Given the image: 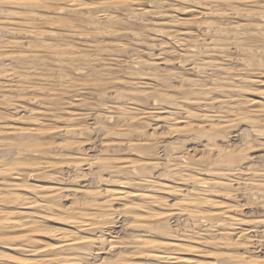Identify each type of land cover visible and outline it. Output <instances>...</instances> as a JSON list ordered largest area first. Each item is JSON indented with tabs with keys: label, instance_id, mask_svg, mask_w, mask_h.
Segmentation results:
<instances>
[{
	"label": "rangeland",
	"instance_id": "rangeland-1",
	"mask_svg": "<svg viewBox=\"0 0 264 264\" xmlns=\"http://www.w3.org/2000/svg\"><path fill=\"white\" fill-rule=\"evenodd\" d=\"M104 1L110 5L101 8L104 13L99 8V13L94 7ZM0 2V167L8 166L0 174V190L7 191L0 201V264H42L51 259L58 264L60 255L71 259L60 264H118L124 260V264H168L150 258L156 254L150 248L136 247L141 240L178 242L180 250L173 254L176 264H230L244 257V262L236 264L264 262V0ZM72 2L85 6L71 7ZM13 31L20 34L15 32V36ZM32 32H40V39ZM53 46L69 47L65 51L68 58L51 53ZM74 56L78 63L69 62ZM8 72L17 74L11 84L5 78ZM20 75L30 83H17ZM118 104L126 109L121 110L124 113ZM68 127H76L78 133L66 134ZM235 167L240 172L235 170L231 179L220 175ZM197 181L205 183H200L204 189ZM110 191L129 195L113 202V211L100 210L95 205L108 199ZM50 194L55 198H49ZM180 202L184 203L182 213L178 212L181 216L168 218ZM124 206L133 208L129 209L131 216L120 214ZM231 219L242 225L232 224ZM6 220L26 228L10 231L3 228ZM82 220L96 226L80 228L76 223ZM166 230L172 234L168 236ZM102 234L104 240L101 237L99 242ZM74 239L95 244L87 247L79 242L71 246L75 250L60 253L55 249L61 241ZM110 239L113 243L119 240L123 247ZM246 239L253 243L246 244Z\"/></svg>",
	"mask_w": 264,
	"mask_h": 264
},
{
	"label": "bare ground",
	"instance_id": "bare-ground-1",
	"mask_svg": "<svg viewBox=\"0 0 264 264\" xmlns=\"http://www.w3.org/2000/svg\"><path fill=\"white\" fill-rule=\"evenodd\" d=\"M92 1V0H91ZM98 1H102V0H98ZM107 1H109V0H107ZM195 1V0H194ZM199 1V0H198ZM197 0H196V2H198ZM215 1V0H214ZM105 2V1H104ZM208 2V1H207ZM1 3V2H0ZM107 3H109V4H107ZM199 3V2H198ZM8 4V3H7ZM27 4V3H26ZM37 4H38V1H37ZM36 4V5H37ZM72 4H74L73 6H71V7H75V8H79V7H84L85 5L84 4H78V2H72ZM264 4V3H263ZM3 5V4H2ZM2 5H1V7H2ZM5 5V4H4ZM23 5H25V4H23ZM30 5V4H29ZM42 5V4H41ZM40 5V6H41ZM70 5H71V3H70ZM93 5V4H92ZM105 5H107V6H109L110 5V2H105V3H97V5H95V7H94V9L96 10V11H98L99 13H100V10H101V8H104L105 9ZM113 5V4H112ZM115 5V4H114ZM217 5V4H216ZM43 6V5H42ZM206 6V5H205ZM215 6V5H214ZM254 6V5H253ZM54 7V6H53ZM70 7V8H71ZM91 7V6H90ZM262 7V6H261ZM32 8V7H31ZM36 8H39L38 6L36 7ZM42 8V7H41ZM68 8V7H67ZM100 8V10H98ZM208 8H209V6H208ZM214 8V7H213ZM222 8V7H221ZM1 9V8H0ZM3 9V8H2ZM33 9H35V8H33ZM50 9H52L51 7H50ZM73 9V8H72ZM37 10V9H36ZM53 10V9H52ZM63 10V9H62ZM80 10V9H79ZM88 10V9H87ZM92 10V9H91ZM106 10V9H105ZM105 10H103V11H105ZM211 10V9H210ZM214 10V9H213ZM83 11V10H82ZM93 11V10H92ZM102 11V10H101ZM102 11V12H103ZM135 11V10H134ZM218 11H219V9H218ZM3 12V11H2ZM78 12V11H77ZM93 12H95V11H93ZM107 12H108V10H107ZM211 12V11H210ZM221 12V11H220ZM81 13V12H80ZM90 13V12H89ZM92 13V12H91ZM104 13V12H103ZM140 13H143V12H140ZM139 13V14H140ZM213 13V12H212ZM249 13V12H248ZM11 14V13H10ZM83 14V13H82ZM107 14V13H106ZM111 14H113V13H111ZM259 14V13H258ZM7 15V14H6ZM29 15V14H28ZM34 15V14H33ZM36 15V14H35ZM34 15V16H35ZM76 15V14H75ZM89 15V14H88ZM87 15V16H88ZM101 15V14H100ZM141 15V14H140ZM8 16V15H7ZM85 16V15H84ZM94 16V15H93ZM264 16V15H263ZM95 17V16H94ZM97 17V16H96ZM95 17V18H96ZM104 17H108V16H104ZM111 17H113V16H111ZM42 18V17H41ZM91 18V17H90ZM101 18V17H100ZM9 19V18H8ZM40 19V18H39ZM97 19V18H96ZM113 19V18H112ZM6 20V19H5ZM43 20V19H42ZM41 19H40V21H42ZM117 20V19H116ZM94 21V20H93ZM1 24H4V23H1ZM50 24V23H49ZM70 26V25H69ZM92 26H93V23H92ZM95 26V25H94ZM61 28V27H60ZM70 28H71V26H70ZM209 28V27H208ZM2 29V28H1ZM64 29H66V28H64ZM210 30V29H209ZM11 31V30H10ZM18 31V30H17ZM17 31H15V32H17ZM69 31V30H68ZM70 31H72V28H71V30ZM96 31V30H95ZM14 32V31H13ZM15 32H14V35H15ZM45 32V31H44ZM208 32V31H207ZM216 32V31H215ZM17 33H19V32H17ZM33 34H34V37H35V39H40V37H41V33L39 32V33H36V32H32ZM99 33V32H98ZM9 34V33H8ZM20 34V33H19ZM22 34V33H21ZM26 34V33H25ZM32 34V35H33ZM45 34V33H44ZM84 34V33H83ZM13 35V34H12ZM29 35V34H28ZM46 35V34H45ZM50 35V34H49ZM52 35H54V34H52ZM51 35V36H52ZM89 35V34H88ZM16 36V35H15ZM24 36V35H23ZM57 36V35H56ZM77 36V35H76ZM82 36V35H81ZM81 36L79 37V38H81ZM26 37V36H25ZM31 37V36H30ZM55 37V36H54ZM69 37V36H68ZM58 38V37H57ZM82 38H84V37H82ZM74 39V38H73ZM25 40V39H24ZM31 40V39H30ZM30 40H28V41H30ZM58 40V39H57ZM71 40V39H70ZM180 40V39H179ZM206 41V40H205ZM78 42V41H77ZM180 42H183V41H180ZM19 44V43H18ZM24 44V43H23ZM45 44V43H44ZM184 44V43H183ZM22 45V44H21ZM53 45V44H52ZM182 45V44H181ZM56 46V45H55ZM67 46H69V44L67 45ZM64 47H66V46H64ZM45 48V47H44ZM52 48H54V50H53V52L51 51V53H53V54H55V55H57V56H62V55H64V54H66V52L70 49L69 47H67V48H65V49H63V47H57V48H55L54 46L52 47ZM51 48V49H52ZM97 48V47H96ZM243 48H245V47H243ZM18 49V48H17ZM21 49V48H20ZM50 49V50H51ZM72 49H73V46H72ZM248 49V48H247ZM47 50V49H46ZM126 50V49H125ZM194 50V49H193ZM24 51H26V50H24ZM28 51V50H27ZM58 51V53H55V52H57ZM66 51V52H65ZM102 51V50H101ZM100 51V52H101ZM104 52V51H103ZM105 52H107V50L105 51ZM47 53V52H46ZM108 53H110V52H108ZM26 54V53H25ZM53 54H52V56H53ZM73 54V53H72ZM75 55H76V53H74ZM79 54V53H78ZM101 54V53H100ZM104 53H102V55H103ZM21 55V54H20ZM31 55V54H30ZM67 55V54H66ZM98 55V54H97ZM32 56V55H31ZM50 56H51V54H50ZM68 56L69 55H67V58H68ZM70 56H73V55H70ZM105 56H106V54H105ZM12 57V56H11ZM14 57V56H13ZM17 57V56H16ZM21 57V56H20ZM26 57V56H25ZM24 57V58H25ZM33 57V56H32ZM76 56H74V59L72 58V57H70L69 59H72L73 61H69V62H75V63H78L76 60H78V59H76L75 58ZM78 57V56H77ZM102 57V56H101ZM110 57V56H109ZM7 58V57H6ZM53 58H54V56H53ZM82 58V57H81ZM87 58H89V56L87 57ZM11 59V58H10ZM14 59H15V57H14ZM28 59V61H29V57L27 58ZM33 59L35 60V58L33 57ZM76 59V60H75ZM100 59V58H99ZM102 59V58H101ZM105 59V58H104ZM13 60V59H12ZM22 60V59H21ZM24 60V59H23ZM23 60L21 61V62H23ZM59 60H60V57H59ZM65 60V59H64ZM75 60V61H74ZM82 60V59H81ZM87 60V59H86ZM95 60V59H94ZM97 61L96 62H98V59H96ZM2 62H3V60H1ZM0 61V62H1ZM26 61V60H25ZM24 61V62H25ZM28 61H26V63L28 64L29 62ZM54 62H55V59L53 60ZM67 61H68V59H67ZM5 62V61H4ZM20 62V61H19ZM21 62H20V65H21ZM31 62V61H30ZM56 62H57V64H58V61L56 60ZM104 62V61H103ZM31 63H34V61L33 62H31ZM66 62H64V64H65ZM71 63H68L67 62V64H68V66H69V64L71 65ZM156 63V62H155ZM4 64V63H3ZM17 64H19V63H17ZM27 64H25L24 65V63L22 64V66L24 65V67H28L27 66ZM30 64V63H29ZM28 64V65H29ZM61 64H62V62H61ZM74 64V63H73ZM89 64V63H88ZM213 64V63H212ZM37 65V64H36ZM59 65V64H58ZM66 65V64H65ZM99 66H100V63L98 64ZM105 65V64H104ZM155 65V64H154ZM30 66V65H29ZM43 66V65H42ZM63 66V65H62ZM81 66V65H80ZM79 66V67H80ZM90 66V65H89ZM107 66V65H106ZM70 67V66H69ZM85 67V66H84ZM108 67V66H107ZM153 67V66H152ZM195 67V66H194ZM36 68V67H35ZM5 69H7V68H5ZM4 69V70H5ZM30 69H32L31 71L33 72L35 69H33V68H30ZM37 69V68H36ZM56 69V68H55ZM110 69V68H109ZM216 69V68H215ZM25 70V69H24ZM76 70H78V71H80V69L79 68H77ZM25 71H29V70H25ZM54 70H52V72H53ZM63 71V70H62ZM150 71V70H149ZM7 72V71H6ZM36 72H37V70H36ZM48 72V71H47ZM74 72V71H73ZM104 72H105V70H104ZM104 72H102V73H104ZM154 72V71H153ZM90 73V72H89ZM106 73V72H105ZM227 73V72H226ZM232 73V72H231ZM4 74V73H3ZM71 74V73H70ZM237 74V73H236ZM239 74V73H238ZM16 73H11V72H8V73H6V75H5V78H7V80L6 81H8V82H10V84L12 83V82H14L15 81V79H16ZM62 75V74H61ZM60 75V76H61ZM65 75V74H64ZM102 75V74H101ZM107 75V74H106ZM242 75V74H241ZM241 75L239 74V76H240V78H241ZM21 76V75H20ZM63 76V75H62ZM68 76V75H67ZM175 76V75H174ZM223 76H225V75H223ZM228 76V75H227ZM18 78H20L19 76H17ZM26 77V76H25ZM69 77V76H68ZM67 77V78H68ZM101 76H99V78H100ZM103 77V76H102ZM156 77V76H155ZM231 77H233V75L231 76ZM238 77V76H237ZM17 78V79H18ZM21 78L22 79H18L17 81V83H20L21 85H28V80H25V78L24 77H22L21 76ZM50 78H51V75H50ZM60 78H62V77H60ZM71 78V77H70ZM233 78H235V77H233ZM26 79H27V77H26ZM37 79V78H36ZM69 79V78H68ZM73 79V78H72ZM106 79V78H105ZM159 79V78H158ZM226 79V78H225ZM37 80H39V79H37ZM36 80V81H37ZM49 80H51V79H49ZM64 80V79H63ZM71 80V79H70ZM172 80V79H171ZM184 80H186V79H184ZM223 80V79H222ZM28 81V82H27ZM44 81V80H43ZM42 81V82H43ZM54 81V80H53ZM56 81V80H55ZM62 81V80H61ZM101 81V80H100ZM106 81V80H105ZM160 81V80H159ZM187 81H189V80H187ZM228 82L229 81H231V80H227ZM7 82V83H8ZM51 82V81H50ZM182 82H183V80H182ZM226 82V81H225ZM30 83V82H29ZM33 82H32V80H31V84H32ZM47 83V82H46ZM69 83H70V81H69ZM76 83V82H75ZM181 83V82H180ZM185 83V82H184ZM227 83V82H226ZM74 84V83H73ZM182 84V83H181ZM187 84V83H186ZM189 84V83H188ZM262 84V83H261ZM61 85H62V83H61ZM78 85V84H77ZM97 85V84H96ZM190 85V84H189ZM19 86V85H18ZM54 86V85H53ZM91 86V85H90ZM94 86V85H93ZM131 86V85H130ZM133 86V85H132ZM33 87H36V86H33ZM50 87V86H49ZM65 87V86H64ZM98 87V86H97ZM183 87H185L184 85L182 86V88ZM204 88V87H203ZM207 88V87H206ZM210 87H208V89H209ZM214 88H216V87H214ZM53 89H55V88H53ZM96 89V88H95ZM122 89V88H121ZM202 89V88H201ZM208 89H207V92H208ZM212 89V88H211ZM210 89V90H211ZM70 90V89H69ZM183 90V89H182ZM203 90V89H202ZM209 90V91H210ZM121 91H123V90H121ZM212 91H213V89H212ZM205 93L206 94V96H208V94L209 93ZM260 92H262V90L260 91ZM264 92V91H263ZM103 93V92H102ZM101 93V94H102ZM116 93V92H115ZM153 93H155V92H153ZM213 93V92H212ZM104 94V93H103ZM197 94V93H196ZM204 93H203V95H205ZM210 94H211V92H210ZM261 94V93H260ZM56 95V94H55ZM58 95V94H57ZM117 95V94H116ZM258 95V94H257ZM264 95V94H263ZM35 96H37V94L35 95ZM60 96V95H59ZM64 96V95H63ZM119 96H121V95H119ZM159 96V95H158ZM261 96V95H260ZM58 97V96H57ZM61 97V96H60ZM115 97V96H114ZM128 97H129V95H128ZM79 98V97H78ZM167 98V97H166ZM165 98V99H166ZM56 99V98H55ZM83 99V98H82ZM117 100V99H116ZM124 100V99H123ZM222 101V100H221ZM224 102V101H223ZM36 103V102H35ZM219 103H222V102H219ZM66 104V103H65ZM114 105V104H113ZM116 105V104H115ZM51 106V105H50ZM53 106H55V105H53ZM64 106V105H63ZM118 106V110L119 111H121V110H123L124 108H119V104L117 105ZM57 107V106H56ZM260 107V106H259ZM259 107H256V108H259ZM15 109V108H14ZM159 109V108H158ZM260 109V108H259ZM23 110H24V108H23ZM126 109H124V111H125ZM231 110V109H230ZM229 110V111H230ZM234 110V109H233ZM261 110H262V108H261ZM260 110V111H261ZM236 111V110H235ZM234 111V112H235ZM240 111V110H239ZM257 111V110H256ZM17 112V111H16ZM35 112V111H34ZM54 112V111H53ZM121 112H123V111H121ZM173 112V111H172ZM177 112V111H176ZM31 113V112H30ZM124 113V112H123ZM217 113V112H216ZM215 113V114H216ZM225 113H226V111H225ZM228 113H231V112H228ZM233 113V112H232ZM45 114V113H44ZM171 114V113H170ZM175 114V113H174ZM208 114V113H207ZM209 114H210V112H209ZM219 114V113H218ZM227 114V113H226ZM237 114V113H236ZM259 114V113H258ZM33 115V114H32ZM31 115V116H32ZM41 115V114H40ZM188 115V114H187ZM214 115V114H213ZM233 115V114H232ZM238 115V114H237ZM252 115V114H251ZM31 116H29V117H31ZM38 116V115H37ZM189 116V115H188ZM197 116H199V115H197ZM197 116H196V118H197ZM257 116H260V115H257ZM34 117V116H33ZM168 117V116H167ZM174 117V116H173ZM173 117H171L170 116V118H173ZM194 117V116H193ZM193 117H191V118H193ZM200 117V116H199ZM241 118H242V116H240ZM262 117V116H261ZM76 118H77V116H76ZM170 118L168 119V120H170ZM177 118V117H176ZM202 118H204V117H202ZM216 118V117H215ZM219 118V117H218ZM246 118V117H245ZM255 118V117H254ZM36 119V118H35ZM173 119H175V118H173ZM221 119V118H220ZM11 120V119H10ZM17 120V119H16ZM29 120V119H28ZM177 120V119H176ZM192 120V119H191ZM201 120V119H200ZM213 120V119H212ZM223 120H225V119H223ZM229 120V119H228ZM37 121V120H36ZM70 121V120H69ZM71 121H73V120H71ZM190 121V120H189ZM242 121V120H241ZM244 121V120H243ZM250 121V120H249ZM248 121V122H249ZM174 122V121H173ZM192 122V121H191ZM204 122V121H203ZM235 122V121H234ZM238 122V121H237ZM246 122V121H245ZM254 122V121H253ZM259 122V121H258ZM264 121H262V123H263ZM175 123V122H174ZM196 123V122H195ZM212 123V122H211ZM233 123V122H232ZM242 123V122H241ZM190 124V123H189ZM175 125V124H174ZM201 125V124H200ZM212 125V124H211ZM210 125V126H211ZM252 125H254V124H252ZM68 126H70V124L68 125ZM73 126V125H72ZM80 126V125H79ZM206 126V125H205ZM71 127V126H70ZM202 127V126H201ZM69 128V127H68ZM176 128H177V126H176ZM213 128H215V127H213ZM254 128V127H253ZM257 128V127H256ZM23 129V128H22ZM37 129V128H36ZM205 129H207L206 127H205ZM255 129V128H254ZM173 130V129H172ZM214 130V129H213ZM220 130V129H219ZM256 130V129H255ZM258 130V129H257ZM15 131V130H14ZM22 131V130H21ZM29 131V130H28ZM38 131V130H37ZM37 131H31L30 133L31 134H33L34 136H35V134L37 135ZM42 131V130H41ZM64 131H66L67 133L66 134H71V135H74V134H77L78 133V130H77V128L75 127L74 129L72 128V129H64ZM79 131H80V128H79ZM170 131H171V128H170ZM202 131V130H201ZM200 131V132H201ZM208 131V130H207ZM16 132H18V130L16 131ZM34 132H35V134H34ZM47 132V131H46ZM82 132V131H81ZM186 132H188L187 130H186ZM204 132V131H203ZM209 132V131H208ZM211 132V131H210ZM228 132V131H227ZM255 132V131H254ZM257 132V131H256ZM15 133V132H14ZM39 133H40V130H39V132H38V135H39ZM43 133H44V131H43ZM73 133V134H72ZM205 133H207V132H204V134ZM216 133V132H215ZM18 134H20V133H18ZM23 134H25V132L23 133ZM28 134V133H27ZM81 134V133H80ZM83 134V133H82ZM258 134V133H257ZM14 135V134H13ZM21 135V134H20ZM29 135V134H28ZM37 135V136H38ZM79 135V134H78ZM78 135H75V136H78ZM201 135V134H200ZM211 135V134H210ZM259 135H262V134H259ZM68 136H70V135H68ZM114 136V135H113ZM191 136V135H190ZM205 136V135H204ZM204 136H202V137H204ZM207 136H208V134H207ZM207 136H205V137H207ZM224 136V135H223ZM257 136V135H256ZM136 137V136H135ZM192 137V136H191ZM201 137V136H200ZM222 137V136H221ZM7 138V137H6ZM19 138V137H18ZM25 138V137H24ZM23 137H22V139H24ZM32 138V137H31ZM82 138V137H81ZM195 138V137H194ZM212 138H213V135H212ZM65 139H66V137H65ZM198 139V138H197ZM210 139V138H209ZM1 140V139H0ZM27 140V139H26ZM30 140V139H29ZM201 141H202V139H200ZM206 140V139H205ZM211 140V139H210ZM203 141H204V139H203ZM202 141V142H203ZM213 141H215V140H213ZM1 142V141H0ZM4 142V141H3ZM64 142H66L65 140H64ZM207 142H208V140H207ZM5 143V142H4ZM23 143H26V142H23ZM28 143V142H27ZM67 143V142H66ZM2 144V143H1ZM22 144V143H21ZM30 144V143H29ZM148 144H150V143H148ZM208 144V143H207ZM72 145V144H71ZM209 145V144H208ZM208 145L206 146L207 148H208ZM211 145V144H210ZM209 145V146H210ZM1 146V145H0ZM26 146H27V144H26ZM37 146H38V144H37ZM59 146V145H58ZM63 146V145H62ZM151 146V145H150ZM204 146V145H203ZM46 147V146H45ZM60 147V146H59ZM205 147V148H206ZM22 148H23V146H22ZM29 148V147H28ZM203 148V147H202ZM204 148V149H205ZM206 148V149H207ZM210 148V147H209ZM4 149V148H3ZM17 149V148H16ZM64 149V148H63ZM67 149V148H66ZM212 149L214 150V148L212 147ZM5 150V149H4ZM210 150V149H209ZM208 150V151H209ZM212 150V151H213ZM1 151V150H0ZM204 151V150H203ZM206 151V150H205ZM217 151V150H216ZM4 152V151H3ZM24 152V151H23ZM219 152V151H218ZM220 152H221V150H220ZM224 151H222V153H223ZM226 153V152H225ZM228 153V152H227ZM233 153V152H232ZM27 154V153H26ZM236 154V153H235ZM46 154H44V156H45ZM211 155V154H210ZM223 155V154H222ZM225 155V154H224ZM50 156V155H49ZM227 156V155H226ZM234 156V155H233ZM218 157V156H217ZM237 157V156H236ZM219 158V157H218ZM232 158V157H231ZM26 159V158H25ZM214 159V158H213ZM220 159V158H219ZM227 159H229V158H227ZM234 159H235V157H234ZM34 160V159H33ZM185 160V159H184ZM218 160V159H217ZM226 160V159H225ZM224 160V161H225ZM211 161H212V158H211ZM221 161H223L222 159H221ZM228 161V160H227ZM215 163V162H214ZM224 163V162H223ZM223 163H220V166L222 165H224ZM228 163V162H227ZM230 164H235V163H232V161H230L229 162ZM187 164V163H186ZM213 164V163H212ZM6 165V164H5ZM31 165V164H30ZM29 165V166H30ZM158 165V164H157ZM219 165V164H218ZM227 165V164H226ZM0 166H2V165H0ZM9 166H11V165H9ZM149 166V165H148ZM155 166V165H154ZM215 166H216V164H215ZM231 166V165H230ZM230 166H228V167H230ZM235 166H236V164H235ZM239 166V165H238ZM6 166H4V167H0V174H2V173H6L7 172V167L5 168ZM171 167H174V166H171ZM224 167H225V165H224ZM231 167H233L234 168V166H231ZM131 168V167H130ZM155 168V167H154ZM221 168V167H220ZM233 168H229L230 169V171H228V169L225 171V173H222V174H220V175H222V176H225V177H229V176H232L234 173H236V171L235 170H238L239 171V169H237L238 167H235L236 169H233ZM242 168V167H241ZM128 169V168H127ZM170 169H173V168H170ZM243 169V168H242ZM9 171V170H8ZM12 171V170H11ZM171 171V170H170ZM13 172V171H12ZM172 172H173V170H172ZM240 172V171H239ZM263 172V171H262ZM16 173V172H15ZM136 173H137V171H136ZM168 173H170L169 172V167H168ZM256 174L258 173V172H255ZM17 174V173H16ZM124 174V173H123ZM238 174V173H237ZM244 174V173H243ZM259 174V173H258ZM122 175V174H121ZM170 175H171V173H170ZM169 174H168V176H170ZM218 175V174H217ZM255 175V174H254ZM2 176V175H1ZM8 176H10V175H8ZM7 176V177H8ZM11 176H13V175H11ZM238 177V176H237ZM262 177V176H261ZM171 178V177H170ZM218 178H220V177H218ZM226 178V179H227ZM239 178V177H238ZM242 178H243V176H242ZM252 178V177H251ZM3 179H4V177H3ZM192 179V178H191ZM214 179V178H213ZM225 179V178H224ZM229 179H231L230 177H229ZM249 179V178H248ZM146 180V179H145ZM182 180V179H181ZM189 181H190V179H188ZM187 180V181H188ZM194 180V179H193ZM198 180V179H197ZM216 180V179H215ZM247 180V179H246ZM251 180V179H250ZM255 180H257V179H255ZM254 180V181H255ZM133 181V180H132ZM147 181V180H146ZM196 181V179L194 180V182ZM219 181V180H218ZM136 182V181H135ZM142 182L143 183H145L144 182V180H142ZM142 182H140V184L142 183ZM148 182V181H147ZM145 183V184H148V183ZM184 182V181H183ZM191 182V181H190ZM197 182H199L198 184H200L201 182L200 181H197ZM202 182H204V181H202ZM211 182V181H210ZM228 182V181H227ZM247 182V181H246ZM245 182V183H246ZM249 182H251V181H248V183ZM253 182V181H252ZM251 182V183H252ZM2 183V182H1ZM13 183V182H12ZM150 183V182H149ZM243 183V182H242ZM7 184V183H6ZM10 184V183H9ZM123 184V183H122ZM126 184V183H125ZM125 184H123V185H125ZM144 184V185H145ZM195 184V183H194ZM197 184V183H196ZM201 184H205V183H201ZM199 185V186H201L202 188H203V185ZM222 184V183H221ZM221 184H218V183H215L214 185H221ZM253 184V183H252ZM263 184V183H262ZM2 185H3V183H2ZM160 185V184H159ZM249 185H251V184H249ZM17 186V185H16ZM227 186H231V185H227ZM233 186V185H232ZM245 186V185H244ZM258 186V188H259V185H257ZM4 187V186H3ZM13 187V186H12ZM156 187V186H155ZM154 187V188H155ZM214 187V186H213ZM248 187V186H247ZM261 187V186H260ZM5 188V187H4ZM3 188V189H4ZM11 188V187H10ZM18 189H19V187H17ZM16 188V189H17ZM21 188V187H20ZM149 188V187H148ZM169 188V187H168ZM165 189V190H169V189ZM189 188V187H188ZM195 188H196V186H195ZM197 188H199V187H197ZM201 188V190L200 191H202L203 192V189ZM237 188V187H236ZM241 187H239V188H237V189H240ZM243 188V187H242ZM7 190H8V187L6 188ZM11 189H13V188H11ZM193 189H194V187H193ZM200 189V188H199ZM223 189V188H222ZM229 189V188H228ZM233 189V188H232ZM231 189V190H232ZM251 189H253V188H251ZM10 190V189H9ZM163 190V189H162ZM164 190V191H165ZM210 190V189H209ZM215 190H216V188H215ZM236 189H234V191H235ZM244 190V189H243ZM246 190H247V188H246ZM245 190V191H246ZM248 190H249V188H248ZM259 190V189H258ZM211 191V190H210ZM240 191H241V189H240ZM253 191V190H252ZM255 191V190H254ZM260 191V190H259ZM258 191V192H259ZM5 192H7V191H4L3 192V190H0V201L2 200V198H3V196L5 197ZM121 192V191H120ZM119 191L118 192H113V193H111V191L109 192V195L110 196H108V199L106 198V200L105 201H102V203H97L95 206L97 207V208H99L100 210L102 209H109V208H111L112 209V207H111V205H112V203L113 202H121V201H124L126 198H127V196L129 195H127L126 194V192H124V193H120ZM193 193H194V190L192 191ZM212 192V191H211ZM215 192H217V191H215ZM241 192H243V191H241ZM248 192V191H247ZM8 193L10 194V192L8 191ZM105 193H107V192H105ZM142 193H144V192H142ZM173 193V192H172ZM204 193H206L205 192V190H204ZM208 193V192H207ZM210 193V192H209ZM236 193V192H235ZM262 193V192H261ZM8 194V195H9ZM89 194V193H88ZM103 194V193H102ZM199 194V193H198ZM237 194V193H236ZM246 194V193H245ZM257 194V193H256ZM7 195V194H6ZM12 195V194H11ZM49 195V194H48ZM104 195V194H103ZM102 195V196H103ZM188 195V194H187ZM186 195V196H187ZM208 195V194H207ZM228 195V194H227ZM99 196H100V194H99ZM102 196H100L101 198H102ZM237 196V195H236ZM254 196V195H253ZM259 196H261V195H259ZM17 197V196H16ZM54 197V195H51L50 194V197L49 198H53ZM140 197V196H139ZM197 197V196H196ZM203 197V196H202ZM249 197H251V196H249ZM258 197V196H257ZM18 198H21V196L19 197L18 196ZM55 198V197H54ZM190 198V197H189ZM256 198V197H255ZM255 198H254V200H255ZM153 199V198H152ZM183 199H184V197H183ZM234 199V198H233ZM257 199V198H256ZM14 200V199H13ZM18 200V199H17ZM21 200V199H20ZM19 200V201H20ZM52 200V199H51ZM148 200V199H147ZM153 200H155V199H153ZM203 200V199H202ZM202 200L200 199V202H202ZM253 200V199H252ZM260 200V199H259ZM9 201V200H8ZM48 201V200H47ZM187 200H183V202H186ZM188 201H190L193 205H197V203H199V200L197 201V203H195V201H196V198H195V201L193 202L192 200H188ZM203 201H205V200H203ZM208 201V200H207ZM251 201V200H250ZM25 202H27V201H25ZM24 202V203H25ZM55 202V201H54ZM56 202H58V200L56 201ZM150 202V201H149ZM153 202V201H152ZM156 202H158V201H156ZM163 202V201H162ZM206 202V201H205ZM205 202H203V203H205ZM253 202V201H252ZM254 202H256V201H254ZM258 202V201H257ZM14 203V202H13ZM16 203H18V202H15V204ZM128 203V202H127ZM189 203V202H188ZM190 203V204H191ZM202 203V204H203ZM208 203H211L212 204V202H207L206 204H208ZM19 204H20V206H22L23 207V205L24 204H22L21 205V202H19ZM28 204V203H27ZM38 204V203H37ZM55 204H57V203H55ZM124 204V203H123ZM155 204V203H154ZM157 204V203H156ZM183 204L184 203H181L180 202V204L178 205L177 204V206H179V209H177V211H176V213L175 212H173L174 214H168V218H169V216H170V218L172 217L173 218V216H175V215H179V213L178 212H181V211H183ZM253 204V203H252ZM261 204V203H260ZM263 204V203H262ZM16 205H18V204H16ZM26 205V204H25ZM29 205H31V203L29 204ZM28 205V206H29ZM44 205H46V204H44ZM137 205V204H136ZM185 205H186V203H185ZM184 205V206H185ZM189 205V204H188ZM254 205V204H253ZM56 206H58V205H56ZM113 206V205H112ZM199 206H200V204H199ZM258 206V205H257ZM19 207V206H18ZM25 207V206H24ZM46 207V206H45ZM123 207V206H122ZM138 206H136V208H137ZM140 207H141V205H140ZM262 207V206H261ZM47 208H48V206H47ZM50 208V207H49ZM55 209H57L56 207H54ZM67 208V207H66ZM73 208V207H72ZM71 208V209H72ZM143 208V207H142ZM201 208V207H200ZM129 209L132 211V209L131 208H129L128 206H124V209L122 208V213H120L121 215L123 214L124 216L125 215H130L131 213H129L130 211H129ZM188 209V208H187ZM199 209V208H198ZM44 210V209H43ZM50 210V209H49ZM70 210V208L68 209V211ZM110 210V209H109ZM197 210V209H196ZM47 211V210H46ZM70 211H72V210H70ZM112 211H113V209H112ZM118 211V210H117ZM121 211V210H120ZM187 212H188V210H186ZM186 211H184V212H186ZM200 211V210H199ZM51 212V211H50ZM65 212H66V210H65ZM74 212V211H73ZM183 212V213H184ZM118 213V212H117ZM133 213V212H132ZM182 213V212H181ZM200 213H202V212H200ZM69 214V213H68ZM138 214V213H137ZM136 214V215H137ZM157 215H159V214H157ZM185 215H187V213L185 214ZM195 215H197V213L195 214ZM223 215V214H222ZM88 216V215H87ZM87 216L86 215H84V217L83 218H87ZM131 216V215H130ZM179 216H181V215H179ZM183 216H184V214H183ZM199 216H201V214L199 215ZM202 216H203V214H202ZM15 217V216H14ZM76 217V216H75ZM191 217H193L192 215H191ZM101 218V217H100ZM171 218V219H172ZM183 218V217H182ZM198 218V217H197ZM200 218V217H199ZM204 218H206V220H208L207 219V217H204ZM218 218V217H217ZM1 219V218H0ZM103 219V218H102ZM107 219H109V218H107ZM188 219H190L189 217H188ZM203 219V218H202ZM228 221L230 220L229 218H226ZM97 220H99V217L96 219V222H97ZM183 220V219H182ZM205 220V219H204ZM223 220H225V219H223ZM227 220H225V221H222V222H226ZM232 220V219H231ZM263 220V219H262ZM107 221H109V220H107ZM190 221V220H189ZM193 221L195 222V218L193 219ZM215 221V220H214ZM228 221H227V223H228ZM232 221H234V222H232ZM231 221V223L233 224V223H235V224H237V225H240L241 224V221H240V223H239V220H232ZM236 221H238V222H236ZM93 222H95V220L93 221ZM100 222V221H99ZM193 222V223H194ZM245 222V221H244ZM91 223V221L89 222V221H83L82 220V222L81 221H78V223H76V224H79V227L80 228H84L85 229V227H91V225H93V224H90ZM109 224H110V222H108ZM197 223H199L198 221H197ZM216 223H218L217 221H216ZM71 224V223H70ZM75 224V223H74ZM99 223H97V225H98ZM106 224V223H105ZM112 224V223H111ZM189 224V223H188ZM194 224H196V223H194ZM194 224H193V226H194ZM219 224V223H218ZM246 224H248V223H246ZM258 224V222L256 223V225ZM26 225V224H25ZM212 225H214V224H212ZM229 225H230V223H229ZM242 225V224H241ZM259 225V224H258ZM264 225V224H263ZM2 226V225H1ZM74 226H76V225H74ZM93 226H96V225H93ZM100 226H102V227H104L103 225H101V223H100ZM99 226V227H100ZM210 226H211V224H210ZM219 226H221V225H218V226H212V227H219ZM236 226V225H235ZM22 227V224H20L19 222H14V220L13 221H11V220H6L5 222H3V228H5V229H10V231H17V229H19V228H21ZM77 227V226H76ZM78 227V228H79ZM101 227V228H102ZM107 226H105L104 228H106ZM223 227H224V225H223ZM232 227V226H231ZM230 227V228H231ZM1 228V227H0ZM24 228V226L22 227V229ZM26 228V227H25ZM24 228V229H25ZM98 227H95V229L94 230H96ZM169 228V227H168ZM211 228V227H210ZM220 228V227H219ZM225 228H228V227H225ZM242 228V227H241ZM87 229V228H86ZM89 229V228H88ZM100 229V228H99ZM165 229H167V228H165ZM165 229H162L161 231H162V233H165L166 234V232H165ZM171 229V228H170ZM174 229V228H173ZM1 230H3V229H1ZM82 230V229H81ZM90 230V229H89ZM102 230H103V228H102ZM146 230V229H145ZM207 230H208V228H207ZM210 230H212V229H210ZM230 230V229H229ZM92 231V230H91ZM100 231H101V229H100ZM141 231V230H140ZM166 231H168V230H166ZM99 231H97V233H98ZM102 232V231H101ZM101 232H99V233H101ZM107 232V231H106ZM169 232V231H168ZM172 232V231H171ZM174 232H176V231H174ZM196 232V231H195ZM215 232V231H214ZM224 232V231H223ZM243 232V231H242ZM245 232H250V231H245ZM244 232V233H245ZM103 233V232H102ZM205 233H206V230H205ZM209 233V232H208ZM225 233V232H224ZM256 233V232H255ZM169 234H172V233H168L167 235L169 236ZM199 234V233H198ZM211 234H212V232H211ZM210 234V235H211ZM231 234V233H230ZM235 234H236V232H235ZM238 234V233H237ZM242 234V233H241ZM252 234V233H251ZM195 235V234H194ZM225 235V234H224ZM224 235H222V236H224ZM246 235H248V234H246ZM252 235H254V233L252 234ZM251 235V236H252ZM100 235H98V237H99ZM104 235L102 234V236H100V238H98V240L99 239H101V237H103ZM168 236H166V237H168ZM174 236V235H173ZM172 236V237H173ZM198 236V235H197ZM238 236V235H237ZM250 236V237H251ZM162 237V236H161ZM172 237H168L167 239H169L170 238V240H171V238ZM193 237V236H192ZM236 237V236H235ZM244 237V236H243ZM246 237V236H245ZM249 237V236H248ZM94 238H96V237H94ZM106 238V237H105ZM113 238V237H112ZM204 238V237H203ZM227 238V237H226ZM230 238H231V236H230ZM240 238V237H239ZM253 238V237H252ZM252 238H249V239H252ZM2 239V238H1ZM82 239V238H81ZM97 239V238H96ZM175 239V238H174ZM191 239V238H190ZM201 239V238H200ZM233 239V238H232ZM241 239H243V238H241ZM83 240H86L87 242H89L88 240L89 239H83ZM102 240H104V237H103V239ZM111 240L113 241V239H110V242H111ZM158 240V239H157ZM170 240H169V242H170ZM176 240V239H175ZM203 240V239H202ZM206 240V239H205ZM216 240V239H215ZM222 240V239H221ZM224 240V239H223ZM229 240V239H228ZM86 241L85 242H83V241H80V239L79 240H63V241H61L58 245H57V247L55 248V246L53 247V248H55V249H57L59 252L58 253H60V252H64V251H68V249H73V248H71V246H73V245H76V244H79V242L81 243L80 245H83L84 243L85 244H88V243H86ZM91 241V240H90ZM106 241V240H105ZM116 241V243L115 244H117V242L119 241H117V240H115ZM166 241H168V240H166ZM208 241V240H207ZM217 241V240H216ZM225 241V240H224ZM231 241V240H230ZM246 241H248V242H246V244H248V243H250V240H247L246 239ZM99 242H100V240H99ZM98 242V243H99ZM109 242V241H108ZM138 242V241H137ZM205 242V241H204ZM233 242V241H232ZM244 242V241H243ZM32 243V242H31ZM62 243V244H61ZM83 243V244H82ZM91 243V245H89V246H92V241L90 242ZM101 243H104V244H108L107 242H103V241H101ZM113 245H115L113 242H111ZM111 243H109V245L111 244ZM214 243V242H213ZM228 243V242H227ZM235 243V242H234ZM251 243H253V242H251ZM250 243V244H251ZM30 244V242H28V245ZM84 244V245H85ZM94 244H95V242L93 243V246H94ZM97 244V243H96ZM119 245L121 244L120 243V241H119V243H118ZM117 244V247L119 246ZM202 244V243H201ZM223 244V243H222ZM226 244V243H225ZM256 244V243H255ZM261 244V243H260ZM27 245V244H26ZM32 245H33V243H32ZM83 245V246H84ZM113 245H110V246H112V247H114L115 248V246H113ZM137 245V246H136ZM135 246L136 247H138L139 249L140 248H142V249H145V248H150L154 253H156L155 255L154 254H151V255H154V256H152V257H150V258H155L156 260H158V261H163V262H167L168 264L170 263V264H176L177 263V258H175V257H173V254H174V252L175 251H177V249H179L180 248V245H179V243L178 242H170V243H155V241H154V243H150V242H145V240L144 241H139L137 244H136ZM209 245H212V244H209ZM224 245V244H223ZM230 245V244H229ZM236 245V244H235ZM259 245V244H258ZM31 246V245H30ZM85 246H87V247H89L88 245H85ZM96 246V245H95ZM101 246V245H100ZM104 246V245H103ZM121 246V245H120ZM254 246V245H253ZM257 246V245H256ZM260 246V245H259ZM261 246H262V244H261ZM260 246V247H261ZM109 247V246H108ZM116 247V248H117ZM121 247H123V246H121ZM223 247V246H222ZM258 247V246H257ZM84 248V247H83ZM214 248V247H213ZM252 248V247H251ZM78 249V248H77ZM77 249H76V251H77ZM113 249V248H112ZM118 249V248H117ZM137 250L138 252L140 251V250ZM141 249V250H142ZM73 250H75V249H73ZM111 250V249H110ZM180 250V249H179ZM184 250V249H183ZM71 251V250H70ZM102 251H103V249H102ZM109 251V250H108ZM136 251V250H135ZM184 251H186V250H184ZM183 251V252H184ZM78 252V251H77ZM158 252V253H157ZM182 251H180V253H181ZM104 253V252H103ZM106 253V252H105ZM66 254V253H65ZM100 254H102V253H100ZM63 255V257H65L66 255H64V254H62ZM145 255V254H144ZM147 255V254H146ZM2 256V255H1ZM149 256H150V254H149ZM72 257V256H71ZM244 257V256H243ZM59 258V257H58ZM60 262L61 261H63L64 260V262H65V260H66V262H70V260L71 259H69L68 260V258L66 259V257L65 258H62L61 257V255H60ZM216 258V257H215ZM230 258V257H229ZM245 258V257H244ZM244 258H239V260H237L236 259V261H231L230 260V264H236V262H238V263H242V262H244ZM75 259V258H74ZM154 259V260H155ZM222 259H224L223 257H222ZM235 259V258H234ZM242 259H243V261H242ZM246 259H248V257L246 258ZM245 259V260H246ZM260 259V258H259ZM258 259V260H259ZM58 260V259H57ZM73 260V259H72ZM103 260V259H102ZM101 259L99 260V261H102ZM104 260H105V258H104ZM233 260V259H232ZM250 260V259H249ZM47 261V260H46ZM98 261V262H99ZM123 261V260H122ZM121 261V262H122ZM125 261V260H124ZM123 261V262H124ZM181 261V260H180ZM252 261V260H251ZM43 262V261H42ZM60 262H59V260H58V262H56V263H58V264H60ZM97 262V263H98ZM103 262V261H102ZM118 262V261H117ZM116 262V263H117ZM120 262V261H119ZM122 262V263H123ZM184 262V261H183ZM222 262V261H221ZM224 262H225V260H224ZM250 262V261H249ZM261 262H263V261H261ZM43 263H45V264H55L54 262H53V260L51 259V261H49V262H43ZM42 263V264H43ZM106 263V262H105ZM105 263H103V264H105ZM122 263H118V264H122ZM237 263V264H238ZM251 263V262H250ZM253 263V262H252ZM254 263H256V262H254ZM62 264V263H61ZM65 264V263H64ZM67 264V263H66ZM124 264V263H123ZM228 264V263H227ZM246 264H249V263H246ZM257 264H259V263H257ZM262 264H264V262L262 263Z\"/></svg>",
	"mask_w": 264,
	"mask_h": 264
}]
</instances>
